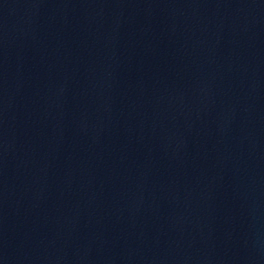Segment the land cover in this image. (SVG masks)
Segmentation results:
<instances>
[{"label":"water","instance_id":"water-1","mask_svg":"<svg viewBox=\"0 0 264 264\" xmlns=\"http://www.w3.org/2000/svg\"><path fill=\"white\" fill-rule=\"evenodd\" d=\"M0 264H264V0H0Z\"/></svg>","mask_w":264,"mask_h":264}]
</instances>
